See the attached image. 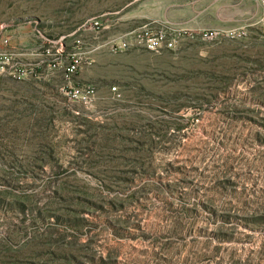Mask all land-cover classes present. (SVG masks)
Here are the masks:
<instances>
[{"label": "rangeland", "instance_id": "374dc122", "mask_svg": "<svg viewBox=\"0 0 264 264\" xmlns=\"http://www.w3.org/2000/svg\"><path fill=\"white\" fill-rule=\"evenodd\" d=\"M263 185L256 0H0V264H254Z\"/></svg>", "mask_w": 264, "mask_h": 264}, {"label": "built area", "instance_id": "2783aa9c", "mask_svg": "<svg viewBox=\"0 0 264 264\" xmlns=\"http://www.w3.org/2000/svg\"><path fill=\"white\" fill-rule=\"evenodd\" d=\"M257 6L261 12L262 15V21L264 22V0H256ZM184 31L178 30V31H171L168 34V31L165 32H159L154 33L152 31H128L124 33L122 36L116 39H111L107 41L106 45H112V47L116 50H124L128 47V44L130 42H133L134 46H137L138 48L145 49L149 52H156L160 49H172L176 42V37L180 34H184ZM225 36L228 38H235L234 33L226 32L224 33ZM219 35V33H218ZM76 43L79 45L81 44L80 40H77ZM79 65V60L75 59L69 63L67 68L65 69V72L68 77L75 74L77 68ZM112 91H115V87L111 88ZM72 96H75L73 91H70Z\"/></svg>", "mask_w": 264, "mask_h": 264}, {"label": "trees", "instance_id": "16d2710c", "mask_svg": "<svg viewBox=\"0 0 264 264\" xmlns=\"http://www.w3.org/2000/svg\"><path fill=\"white\" fill-rule=\"evenodd\" d=\"M245 205L249 209L251 215L244 217V222L248 224V226H251V229L253 230H264V185L257 187L252 192V197H250L246 202ZM262 246H259L258 248V255L260 256V259H262V255L264 254V250L262 247H264V240L263 243L260 244ZM255 251V250H254ZM256 252V251H255ZM246 260L249 261L251 264V261L246 257ZM260 259L254 264H260ZM232 264H240L239 262H235ZM241 264H247L246 261L241 262Z\"/></svg>", "mask_w": 264, "mask_h": 264}, {"label": "crops", "instance_id": "0c3cea01", "mask_svg": "<svg viewBox=\"0 0 264 264\" xmlns=\"http://www.w3.org/2000/svg\"><path fill=\"white\" fill-rule=\"evenodd\" d=\"M120 34H118V36H119ZM114 35H111L110 37H108V41H109V39L111 38V37H113ZM104 43V42H103ZM107 42H105L104 44H106Z\"/></svg>", "mask_w": 264, "mask_h": 264}]
</instances>
